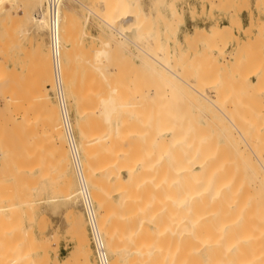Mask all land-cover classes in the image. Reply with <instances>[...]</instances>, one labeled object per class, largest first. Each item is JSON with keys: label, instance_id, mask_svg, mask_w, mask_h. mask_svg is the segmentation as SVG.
Returning a JSON list of instances; mask_svg holds the SVG:
<instances>
[{"label": "bare ground", "instance_id": "6f19581e", "mask_svg": "<svg viewBox=\"0 0 264 264\" xmlns=\"http://www.w3.org/2000/svg\"><path fill=\"white\" fill-rule=\"evenodd\" d=\"M138 1L139 0H127L128 9H129L128 12H127L126 3L123 4V2H121L119 8L116 10V13L114 15H113V12L111 11V8H108L109 6L106 5V7L108 6L107 7L108 9H105L106 12L105 14H103L102 18H100L97 13H94L92 12V10L88 9L89 13L91 15H94L96 18H100L101 21L104 23V25L110 29V31L119 35L120 38H123L125 43L128 42L129 45H133L136 48V50H138L137 51L138 54L137 56L136 55L135 56L136 58H140L141 60L136 61V62L130 61V64L127 63L128 65H130L128 66L129 69H126L127 74L123 73V71H125V68L122 70V68L119 67V64L117 63L110 64L109 57H110L111 43L105 42L104 44H102L103 47L97 48L96 50H94V52L91 50L92 51L90 52L91 54H89L88 56H84L86 57L85 59L81 58L82 59L81 64L83 63H86V64H83L85 66L81 65V68L79 66L80 72L82 73L80 75L78 71L79 70L78 67L75 66L76 57L74 59L73 54L71 53L69 54L68 46L65 44V35L67 34L66 31H68L67 25H69V23H66V22L69 21L70 19L68 18L69 20H67L65 10L63 8L64 0L60 7V20H61L60 35H61V43H62L63 83H64L66 96L71 105L70 109L74 114L73 122H74L75 130L77 131L78 136H79L78 148L81 154L80 161H81V166H82V171H83L82 174L86 181L88 189L90 191L91 199L94 205L98 209V213H97L98 226H99L98 229L102 236L104 249L106 250L107 255L110 259L109 261H111L110 264H264V154H263L264 142L261 141V138L259 139V136L261 135L262 137H264V125H263L264 123H262L263 122L262 119L260 120L258 117H256L259 114H261L259 111L260 109L264 111V106L259 105L261 106V108L259 107L260 109L254 107L259 110H256L253 108V110L257 111L255 112V114L259 113L258 115H255L252 113L253 116L255 115V117L258 118V119H255L256 122L260 120L259 122L262 125L261 124L255 125L253 123V121L255 120L251 121L252 115L251 116L248 115L250 118L247 119L244 116L247 114L246 110H245V114H243L244 117L242 118L245 124H240L241 122L239 121H241V119L238 118L239 115H236L237 117L233 116L235 110H237L236 108L240 107V106L238 107L235 106L237 99L235 97L231 99L229 98V96H226L228 97V98L225 97L227 101L224 100L222 102L223 99L219 101V99L223 98L222 97L223 95L221 96V92H218L220 87H218L217 85L218 83H216L213 80L214 78L212 79L214 81V83L212 84L206 80L208 85H211L209 87L207 86L208 87L207 89L214 91V96L212 95L211 97V96L206 95V93H204L205 90L200 92L196 88H194L196 85L194 84L195 82L194 83L192 82L194 84V87L191 88L190 85L192 83H190L191 82L190 80L192 78L189 80L190 87H188L187 85L189 83L184 81L185 77L182 76L183 78H181V76L178 75L179 74L178 71L175 69V67L172 66V63L170 61L171 60L170 56L173 53L178 54V56L182 55L180 53L181 51L183 52V49H186L184 47H187L190 45L192 46L195 43L197 45V43L206 42V41L213 43L212 45L214 46L215 50H213L211 53L214 54L215 52L219 56H222L224 54L223 49L226 46L224 48L223 47L221 48L220 46L219 48V45L217 44H220V42L222 43L223 38L224 40L226 38L227 41H228V38L232 42L235 41L236 45L234 49L235 52L232 53L233 56L236 55L237 57V55H240L243 53L246 55L248 50L243 49L245 47V44L243 46L238 42L239 38L233 33V28L228 27V26H224V27L219 26V28H216L217 30L214 29L216 26L213 27V29L210 28L209 29L210 34H208L206 32L207 30L204 28L195 27L190 37L184 38L183 41H180L179 37H176V38L165 37V36H162L161 34H157L156 37L159 40L158 42L166 43V47H167V48L165 47L166 51L164 52L163 50H160L162 51L163 54L161 53L158 54L157 52L159 49L160 43H159V46H157L158 43H156L157 47L155 48L157 49L154 48V50L156 51L153 50L152 46H151V50L153 51L147 49V46L153 39L148 43V45H146V47L142 45L143 47L141 48V45H138V44L142 42L139 41L140 37H137L136 35L141 31H147L151 33V30L143 29L142 21L144 18V14L140 11V6H139ZM163 1L165 0H160V3L153 6V9L154 8L156 9L155 21L156 22L158 21L160 24L164 22L163 15L160 13V11L162 9L169 8V6L166 5ZM212 1L211 2L206 1V3H208L210 7H214L215 3ZM221 1L222 0H218V3L220 2L219 3L220 5L222 3H223L222 5L229 4L228 0H226L227 2L225 3ZM92 2L94 3V1ZM33 4L36 6L39 5L40 7L41 0H33ZM96 4L97 3H95V5ZM216 5H217V2H216ZM202 7H205L204 2L202 3ZM94 9L96 10L95 7ZM19 11H21V13H19ZM1 13H5V16L1 17ZM153 15H154V12H153ZM176 15H179V14H176ZM126 17L128 18L127 22H126ZM113 18H117L116 21L117 23H119V27L114 26ZM234 22H233L234 26L238 24L237 27H239V29L243 28L242 23H241V18H240V21L237 22V24ZM23 23H29L32 26V28L37 33H40V34L41 32H44L46 30V36H47V20H46V14L44 10V3H43V9H41L38 14H34V12L27 13L25 11V4L23 0H0V52H1L0 56H3L2 54H4L1 51L5 49L6 46L4 45L7 43L9 44L12 41L14 42V39L17 36V30H18V29H15L17 28L16 25L19 28V26H22L21 24ZM126 23L129 24V28L131 32L129 38L124 34V31H125L124 28L126 26ZM26 25L24 26L26 27ZM263 26L264 25L262 24L260 28L263 29ZM249 28L250 27H248V29ZM260 28H259V31H260ZM14 30H16L15 37H14L15 35ZM244 31H245L244 35L246 33L248 34L250 33V32H247V29H245ZM19 32L25 35V34L30 33L31 31L28 29H21ZM36 32L34 33L36 34ZM21 34L20 35L18 34L19 37L23 36ZM112 39H115V38L113 37ZM123 40L121 39V41ZM156 40L154 39V41ZM258 40L263 41L260 38ZM137 41H139V43H137ZM15 42H16L15 43V46H16V44H18V41H15ZM249 42L250 41L248 39V44ZM39 43L37 42L36 44L37 46L36 47V56H37L36 59H37V63H39V66H37L39 68L38 70H40L39 72L40 80L39 81L40 82L42 81L43 86L39 84V86L41 85V88L40 87L36 88V92L38 89L39 90L41 89V90L38 91L35 97H33L34 99L32 98L33 101L32 100L31 101H32V104H34V106H29V108L30 107L32 108L31 110L29 109L28 110L30 113L31 111L36 112L34 118L36 119V116H38V120L40 121L41 119V121L38 122V120L37 121L34 120L33 114H32V119L34 120L35 123L32 122L33 123L32 124V123H29V121H27L24 124L27 125V123H29L30 127L26 126L27 128H24V130L27 131L28 128L34 127L33 131H35V133H38L40 127L39 129L36 127L37 126L36 122L38 123V125H40L39 123L42 122L43 125L46 124L49 127V128L47 127L46 128L50 129L49 132L51 133V135L50 133H46L44 134V136L42 133L40 135L38 134L37 135H38V138L39 136L40 138H42L41 135L44 137L40 139L42 141L45 140V138H48L49 136H51L50 139L52 141L50 140L48 141L46 139L47 143L46 141H44L43 144L47 146V149L49 148L50 150H52L51 148L53 147L54 150H52V152L49 150L47 152L46 150H43L42 154L44 155V152H46L45 159H46V156H48L46 159L47 161H48V158L51 161H54L52 162L53 163L52 166L55 165L56 167H58L60 165L59 166L61 167L60 170H62L61 172H63L64 174L63 177L65 178L59 179L61 181L64 180V183H63L64 186L62 187L60 186L61 189L62 188L63 189L62 191L60 189H57V190H59V192L61 193H63L64 191L65 200H67V202L73 201L74 203H78V202L81 203V196L79 192L80 190L78 186L76 187L77 188L76 192L74 190L75 187L74 189H72L73 186H76V185L74 183L72 186V180L71 178L68 177L69 176L68 171L70 170L69 165L71 164L68 163L69 157L67 153L68 150H66V147H65V144L67 145V143L65 142V134L63 135L64 132H62L63 128H62L59 112L57 110L56 105H54V103L52 102L51 96L49 94L51 92L53 94L54 92L52 65H51V60H50L51 57L49 54L50 51L49 50L47 51L49 53L44 51L38 45ZM8 44H7V48H8ZM171 44H172V47H171ZM68 45H69V41H68ZM249 45H248V48H249ZM195 46L193 48H195ZM11 47H13V45H11ZM144 48L147 49L148 51L145 50ZM129 50L131 51L130 48ZM170 50H173V51H170ZM8 51L6 50V53ZM72 53H74L75 55L76 52H72ZM139 54L142 55L141 57H145V58L139 57ZM213 54H211V56ZM232 55L231 57H233ZM192 57H194V55ZM236 57L234 60H236ZM186 58L187 57H185V59ZM223 58H225V56ZM2 59H3L2 61H5L4 59H6V57H3ZM187 59L185 60V63L187 62ZM191 61L193 62L194 59ZM205 61H206V57H205ZM176 62L174 63V65H176ZM180 62H183V61H180ZM200 62L202 63V61ZM228 62L230 63V61ZM238 62L239 61L235 63H238ZM193 63L191 64L193 65ZM253 64L256 65V63H253ZM111 66H113L112 69H114L112 72L113 76L111 75V71H109L110 69L109 67ZM241 66L242 65L240 66L238 65L237 68L239 67L241 68ZM123 67H126V66H123ZM222 67L225 68V66L223 65ZM232 67L234 68L233 65ZM140 68L148 75L149 80L144 78V76H141L142 72L138 73L136 71V70L139 71ZM252 68L253 66L251 67V69ZM183 69L184 71L188 70L185 68V64H184ZM230 69L232 68L230 67ZM234 69L235 71H237L236 67ZM257 69L258 68H256V70ZM4 71H6V69ZM226 71L228 73V69H226ZM238 72H240L239 69H238ZM248 76L245 75V77H248ZM237 77H240V75ZM245 77L243 79L238 78L240 80L238 81L241 84L246 83L248 85L247 82L249 81L243 83V80L245 81L247 79V78L245 79ZM187 78L188 77H186L185 79L186 81L188 80ZM205 78L207 77L205 76ZM259 78L260 77H258V79ZM261 80H264V77L263 79L261 78ZM261 80L259 79V82H263ZM146 81L149 83V84L147 83L148 85L146 84ZM150 81L152 82L150 83ZM172 82H173L172 85L176 87L177 92L178 90L185 89L184 87L190 88V89H196L194 91L196 92L197 97L199 96V98L201 99L202 101L201 103H203L204 105V106L202 105L203 107L199 106V108L196 105L197 107L196 111L199 112L197 113L198 115L202 114L203 117L200 116L199 118L198 115H196V119H195L193 118L195 117V114L193 113V116L191 115L193 110L190 107L186 108L188 112L185 111L183 107H181L182 104H184L182 103V99H181L182 96H180L179 93H178L179 96L178 97L176 96L177 95L176 89L174 90L170 86ZM177 82L180 84L177 85ZM257 82H255V88L252 87L253 89H256L259 85L261 86V84L259 83H258L259 85H257ZM253 83L254 82H251V81L249 82L250 87L254 86ZM182 84L183 86H180ZM199 84L201 85V82H199ZM0 86L3 87V84L0 83ZM159 86L162 87L160 89H164L165 86L166 87L169 86L168 91L173 89L175 92L174 94L173 90L171 92L169 91L170 94H172V96L173 94L175 95L173 97L168 98L169 99L168 103L173 105V107H171L170 105L168 108L169 111L171 110L170 107L172 108L170 112H166V109H165L168 107L169 104L166 105L167 102L165 101V103H163L164 100H161L162 98L166 99V96H168L167 93L169 94V92L166 93L167 91L166 89H165L166 91L159 90V92L162 91V94H165L166 96L164 95L165 96L164 97L161 94V96L163 97L161 96L158 97V95H160V93L158 92ZM23 87L27 88L25 86ZM36 87H38V85ZM261 87H262L261 89H264L263 88L264 86H261ZM226 88L228 90L229 87L226 86L224 89ZM230 88H231V85H230ZM203 89L201 88V90ZM247 89L245 91L247 92L250 91L251 93V88L250 90H247ZM210 90L209 92H207L208 90L206 91L207 94L211 93ZM256 90H258V88ZM256 90H254V92ZM230 91L232 92V89ZM230 91L228 92L226 91V92L229 93L230 96H232L234 93L232 92L231 93L232 95H231ZM256 92L253 93V90H252L253 96L255 94V99L257 97ZM28 93H26V96H29ZM218 94L220 95L219 97H218ZM260 95H261V92L259 94V97ZM259 97L257 98L259 99ZM1 98L4 103L3 104L4 108L7 109L6 111H12L10 110L11 108H14V111H15L16 107L14 104L17 103V100H21V99H17L15 101L13 94L11 95L10 92L3 93ZM155 98H157L158 101H154ZM177 98L179 100H175ZM171 99L172 101H170ZM229 99H231V101ZM241 99H242V96H241ZM245 99H247V97ZM258 99H256L255 102L258 101ZM148 100H151V101L148 102ZM159 100L161 101V104L162 103L165 104L164 105L165 110L163 109L164 111H162L161 114H164V115L171 114L172 111L174 113L171 114L170 116L167 115L165 117H163L164 115L161 116V114L158 113L160 111L156 113L157 111L156 108L158 109L159 106L160 108L161 106H163V104L162 105L159 104ZM173 101L175 102L178 101L176 102L177 104L176 108H175V102ZM248 101L249 100H247V102ZM18 102L20 103L21 101H18ZM258 102L261 103L260 100ZM19 103H17V106L19 105ZM180 103H181V106H180ZM226 103L229 105L231 104L232 106L225 107L224 105H227ZM250 104H251V100H250ZM147 105L148 107H146ZM154 105L155 107H153ZM156 105L158 106L156 107ZM178 106H180L181 108H179ZM251 106L252 105H250V107ZM147 108L150 114L152 112H154L155 114L154 113H152L151 115L149 113L146 114L144 110ZM152 108L156 111L154 110L152 111ZM160 108L158 110H160ZM173 109L176 111H174ZM204 109L207 110V113L204 112L205 111ZM20 111H21V108H20ZM209 111L212 112V114H208ZM29 112H28V115H29ZM175 112H177V114H175ZM242 112L244 113V110H242ZM214 113L218 115H215ZM143 114H146V116H144ZM184 114L185 115L188 114V116L183 117L185 116ZM175 115L176 117H174ZM179 115L181 118L179 117ZM25 116L26 115H24L23 117L25 118ZM217 116H219V118L222 119L221 120L222 122L224 120L225 123L223 122V124H220L221 122L219 123L218 121L220 119H218ZM261 117L263 118L264 116L262 115ZM237 118L239 120H237ZM11 120H13V118ZM199 120H201V123L197 124ZM15 121L13 120V122ZM22 122H25V121L23 120ZM42 123H41V126H42L41 128L44 129ZM34 124L36 125L32 127L31 125H34ZM0 130H1V127H0ZM44 130L46 131V129ZM47 134L49 136H45ZM33 135L35 137L34 133ZM24 136H25V133H24ZM36 138L37 137H35L34 141L36 140ZM36 143H38V139ZM41 143L42 142H40V144ZM51 143L53 146L51 145ZM20 149L21 148L16 149V150H20ZM38 150L39 151H37V153L40 152V149ZM48 152L51 155H49ZM23 155L25 156V154ZM23 155L22 157H19L20 159V160L18 159L19 161H21V159H24ZM10 156H11L10 150L7 145V142H5L4 139L0 138V175L2 174V172H4L5 175L9 174L7 170H9L10 166L12 167V165H10L6 171H3V170H5V166L7 165V163L10 162L9 161ZM13 156L15 157L16 154L15 155L12 154L11 158H13ZM35 156H32V158L30 159L28 157L29 160L25 159L26 162L27 161L31 162L30 160L34 159ZM50 157H53V158H50ZM54 158L60 164L56 165L55 163L57 162H55ZM16 159H13L12 161ZM25 160H22L24 162H20V163L22 164L25 163ZM34 160L32 161L34 162ZM19 161L16 162L15 164H19ZM47 161L46 163L48 164ZM46 163H45V167H47L46 169H49L52 163L48 166H46ZM31 164L33 163L31 162ZM40 164H41L40 165V169H41L43 164L42 163ZM56 167L54 168V170H56ZM57 172L59 171L57 170ZM61 172H59V174ZM20 173H17L19 174L18 176L19 178H21L22 176L21 175L22 173L21 174ZM55 173L56 171L54 172V174ZM50 174L51 176L54 177L53 173H50ZM39 175L40 177H42L41 173ZM39 175L37 176L38 181L40 180L38 178ZM23 176L25 179L26 174H23ZM31 177L30 179L32 181L33 177L32 178ZM19 178L16 177V179H19ZM34 179H36V177L33 178V180ZM37 179L35 180L36 182H37ZM1 180H0V187H1L0 188V203L4 201V199L2 198H5V195H7L6 193L11 192L10 189L13 188V182L8 183V185H5L6 183L5 184L2 183ZM26 180H29V179L26 178ZM29 182L30 181H28V183ZM1 183L2 185L4 184L5 186H7V190H9V192L6 190V187L4 185H3L4 187L2 188ZM23 183L24 182H22V184ZM9 185H11L12 188H8ZM35 186L37 189V186L39 185L37 184ZM44 186L42 185V187ZM1 189L6 190V192L3 190L4 193H2L3 191ZM31 190L33 191L34 189L31 188ZM35 190L34 192H36L38 189L36 191ZM38 192H41V191H37L36 194ZM36 194H35V197H38L36 196ZM6 198L5 200H7ZM65 200L63 202H65ZM30 203L31 202H26L24 204L22 203L23 205L27 204L28 208L26 207V205L25 207L28 209L27 210L28 214H29V211L31 212L28 206V205H30V207L32 206V203L31 204ZM18 207L19 206L15 208L18 209ZM35 209H37V207ZM32 210H33V206H32ZM71 213L72 212L70 211V214ZM2 215L4 214L1 213L0 217ZM10 217L13 218L12 216ZM67 217H68V214L66 215V218ZM3 218L5 220V217L2 216L0 218V221H4ZM73 222H74L73 224H74L75 230H72L74 229L73 226H71L69 230L75 231L76 235L75 233L73 232L72 233L77 238L76 241L78 242L77 243L78 247L83 252L90 253L91 249H90V245L88 242L89 240L87 237V230L85 227V223L83 221V217L79 216ZM5 224H3V228ZM14 225H17V224H14ZM0 228H2V225ZM17 229H15L14 231H16ZM1 231L2 229L0 230V233ZM18 232L19 230L16 231L17 234L12 233L13 235L9 236V238L6 234L5 235L6 238H8L9 240L12 239L14 241L10 240L11 242L9 244L8 242L9 240L4 238L5 240H8L4 242L6 243L8 242L7 244H9V246L14 247L13 245L16 243L14 238L19 239L18 237L21 234L23 237V234H24L23 232L22 233L19 232L20 235L18 236ZM14 234L16 235L14 236ZM27 235H28V232H27ZM24 237H25V234H24ZM32 239H30V242H32V244H34L35 242L37 243V240L33 242ZM54 239L55 238H53V241ZM21 240H23V238ZM24 242L26 243V241ZM30 242H28L27 240L28 244L26 243V246L28 245L30 246ZM17 244L15 245L17 246ZM49 244H50L49 242L37 243V245L35 244L36 245L35 250L36 248L37 249L41 248L43 250L47 248L48 250V248H50L51 246ZM35 245H31V246L34 247ZM5 246L7 247L8 245H5ZM16 246H15V249H16ZM29 246L28 248H30ZM35 250L34 252L37 251ZM27 252H29L28 249H27ZM9 253L11 255L12 252L11 251L8 252L7 255H5L4 253L5 255L4 259L8 258L6 256H9ZM20 253L17 252V255L16 254L14 255L13 263L12 261L8 262V259H7L6 264L8 263L9 264L10 263L11 264H22L24 259L28 260L27 264L28 263L37 264L35 261L38 262V260H34L33 261L34 263L31 261L32 262L31 263L29 259H26V258H30L32 256V255L30 256V254L32 253L30 252L29 254L27 253L28 257H26L27 256L26 255L24 259L20 256ZM44 253H46L45 250H44ZM77 253H79V251H77ZM80 254H83V253H79L78 254L79 256L77 255L78 258L80 257ZM2 256H0V264L4 263L3 261H1L3 260ZM47 256H48L47 253L46 255L44 254L42 260L40 259V261L42 262L41 263L38 262V264L43 263L44 257H46L45 259L48 258L49 260V256L48 257ZM83 260L84 258L82 259V261ZM57 263L59 264V262H56V264ZM80 263L82 262H79V264Z\"/></svg>", "mask_w": 264, "mask_h": 264}, {"label": "rangeland", "instance_id": "374dc122", "mask_svg": "<svg viewBox=\"0 0 264 264\" xmlns=\"http://www.w3.org/2000/svg\"><path fill=\"white\" fill-rule=\"evenodd\" d=\"M24 1V4H25V11L27 12V13H29V12H34V14H38L39 12H40V10L41 9H43V3H44V0H41V5H40V7H39V5H34L33 4V0H23ZM92 1H94V3L92 2ZM97 1V2H96ZM103 1H105V2H103ZM64 0V4H63V8H64V10H65V14H66V17H67V20H69V21H67L66 23H69V25H67L68 26V31H66V35H65V44L68 46V49H69V54L71 53V54H73V57H74V59H75V57H76V59L78 60H76L75 59V66L76 67H78V69H79V66H80V68H81V65H83V64H86V63H83V64H81L82 63V59H85L86 57H84V56H88L89 54H91L90 52H94V50H96L97 48H99V47H103V45L102 44H104L105 42H109V43H111V49H110V64H112V63H117V64H119V67H121L122 68V70L125 68V71H123V73L124 74H127V70L126 69H129V67L128 66H130V65H128L127 63H129L130 64V61H132V62H136V61H140L141 59L140 58H136V56H137V54H138V50H136V48L133 46V45H129L128 44V42H126L125 43V41L123 40V38H120V36L119 35H117L116 33H113L112 31H110V29L109 28H107L105 25H104V23L101 21V19L100 18H102L103 17V14H105V9H108V8H111V11L113 12V15L116 13V10L119 8V6H120V3L121 2H123V4H125L126 3V6H127V12L129 11V9H128V3H127V0ZM206 1H209V2H211L210 0H165V1H163L166 5H168L169 6V8H166V9H162L161 11H160V13L163 15V19H164V22L162 23V24H160L158 21L156 22L155 21V19H156V16H155V14H156V9L154 10L153 9V6L154 5H156V4H158V3H160V0H139L138 2H139V6H140V11L144 14V18H143V21H142V26H143V29H146V30H151V33H149V32H147V31H141V32H139L136 36L137 37H140V39H139V41L140 42H142V43H140V44H138V45H141V48L144 46V47H146V45H148V43L150 42L151 43V45H150V43H149V47H150V49H149V47L147 46V49L148 50H151V46L153 47V50H154V48L155 47H157V46H159V43L160 42H158L159 40H158V38L156 37V35L157 34H161L162 36H165V37H174V38H176V37H179V40L180 41H183V39L184 38H189L190 37V35H191V33L193 32V30H194V28L195 27H200V28H204V29H206L207 31V33L208 34H210V31H209V29L210 28H212L213 29V27H215L214 29H216V28H219V26L220 27H224V26H228V27H231V28H233V33L239 38L238 39V42L241 44V45H243L244 46V44H245V47L243 48V49H247L248 50V52L247 53H249V54H247L246 53V55L243 53V54H240V55H237V57L239 58H237L236 57V55H234L235 57H236V60H234L235 59V57L232 55V53H234L235 52V45H236V43H235V41L234 42H232L229 38H228V41L226 40V38H225V40H224V38H223V41H222V43L220 42V44H217V45H219V48H220V46H221V48L223 47H225L223 50H224V54L222 55V56H219L217 53H215L214 52V54L213 53H211L213 50H215V48H214V46L212 45L213 43L212 42H209V41H206V42H201V43H197V45H196V43L194 44V45H190V46H187V47H184V48H186V49H183V52L181 51V53L180 54H182V55H179L178 56V54H172L170 57H171V63H172V66L173 67H175V69L178 71V75L179 76H181V78H183L182 76H184L185 77V79H186V77H188L187 79V81L184 79V81L185 82H188L189 83V80L192 78L193 79V81H192V79L190 80L191 82L190 83H194V84H196L195 85V87H194V84L192 85H190V83L187 85V84H185V85H187L188 87H190L191 86V88L192 87H194V88H196L198 91H200V92H202V91H204L205 90V92L204 93H206V95H208V96H211L212 97V95L214 96V91L213 90H210V89H207L209 86H211V85H208V83H207V81H209L211 84L212 83H214V81L216 82V83H218L217 85H218V87H220V88H222V89H220L219 88V91L218 92H221V96L223 97V98H221V99H219V101H221L222 99V102L224 101V100H226L227 101V99H225V97L226 96H229V98H233V97H235L237 100H236V103H235V106L236 107H238V106H240V107H238V108H236L237 110H235V112H234V114H233V116H235V117H237L236 115H239V119H241V121H239V122H241L240 124H245V122L243 121V117L245 116L247 119H249L250 117L249 116H251L252 115V113L253 114H255V112H257L256 110H259L260 108H261V106H259V105H263L264 106V89H261L262 87L261 86H264V80H261V78L263 79V77H264V26H263V29L262 28H260V26H262V24L264 25V0H228V3L229 4H225V5H227V6H225V5H220L219 3H218V0H213L212 2H214L215 4V6L214 7H210L209 6V4L208 3H206ZM244 1V2H243ZM100 2V3H99ZM102 2V3H101ZM204 2V4H205V7H202V3ZM216 2H217V5H216ZM221 2H227L226 0L224 1V0H222ZM233 2H234V4H233ZM243 3V5H242V3ZM90 3H92V4H90ZM95 3H97L96 5H95ZM105 3V4H104ZM163 3V4H164ZM219 4V5H218ZM232 6H231V5ZM106 5H108L107 7H106ZM235 5V6H234ZM219 6V7H218ZM229 6V7H228ZM94 7L96 8V10L94 9ZM216 7V8H215ZM217 7H218V9H217ZM238 7V8H237ZM204 8V9H203ZM92 10V12H94V13H97L98 14V16L100 17V18H96L94 15H91L90 13H89V10ZM239 9V10H238ZM94 10V11H93ZM195 10V11H194ZM204 10V11H203ZM153 12H154V15H153ZM250 12V13H249ZM19 13H21V11H19ZM151 16H150V15ZM176 14H179V15H176ZM193 14H195V15H193ZM241 14V15H240ZM148 15V16H147ZM176 15V16H175ZM5 16V13H1V17H4ZM155 16V17H154ZM114 17V16H113ZM240 17H241V19H242V21H243V24H244V26L246 27V28H242V29H239V27H237L238 26V24H237V22H239L240 21ZM69 18V19H68ZM235 19V20H234ZM239 19V20H238ZM117 18H113V21H114V26L115 27H119V23H117ZM128 21V18L126 17V22ZM235 21V22H234ZM233 22L234 23H236L237 25H235L234 26V24H233ZM27 24V25H26ZM231 24H232V26H231ZM259 24V25H258ZM22 26H19V28H18V26L16 25V27L17 28H15V29H18L19 31L21 30V29H28V30H30L31 32L30 33H28V34H21L18 30H17V36H16V30H14V32H15V35H14V37L16 36V38L14 39V42L12 41V42H10L9 44H8V48H7V44H5L4 46H6L5 47V49H3V47H2V49L3 50H1L4 54H2L3 56H0L1 58H0V62L2 63H0V81H2V82H0L1 84H3V87H1L0 86V127H1V130H0V138L1 139H4V141L5 142H7V145H8V147H9V150H10V157H9V161L11 162H8L7 163V165L5 166V170H3V171H6L7 170V168H9V166L10 165H12V167L10 166V169L9 170H7V172L9 173H6V174H8V175H5L4 174V172H2V174L0 175V180L2 179V178H4V179H2L1 180V182L2 183H6L5 185H8V183H12L13 182V188H12V184L11 185H9L8 186V188H12V189H10L11 190V192H9V190H7V186H5L4 184V186L6 187V190L10 193H6L7 195H5V198H6V196H7V200H5V198H2V199H4V201L2 202V203H0L1 205H3V206H1L0 205V209H2V210H0V215H1V213L2 214H4V215H2L3 217H5V220H4V218H3V220L4 221H0V227H1V225H2V228H0V230L2 229V231H1V235H0V237L1 236H3V237H1L0 238V252L2 253H0V256H2L3 257V260H1V261H3L5 264L7 263V259H8V262H11L12 261V263H13V259H14V255L16 254L17 255V252L18 253H20V256L24 259L25 258V256L26 257H28V254H29V252L30 253H32V254H30V258H26V259H29V261L31 262H33L34 260H38V262L39 263H41L42 261H40V259L42 260V258H43V255L45 254L46 255V253H47V255L49 256V260H48V258L47 259H45L46 257H44V259H45V261H44V259H43V263L42 264H45V262H46V264H48V262H49V264H56V262H59V264H79V262H82V263H80V264H97V262H96V258H95V253H94V250H93V247H92V244H91V241H90V234H89V230H88V227H87V223H86V220H85V216H84V214H83V210H82V207H81V203L80 202H78V203H74L73 201H68L67 202V200H65V193H64V191H63V193H61V192H59V190H57V189H60L61 191H62V189H61V187L62 186H64L63 185V183H64V180L63 181H61V180H59L60 178H65V177H63V172H61L62 170H60V168L61 167H56L55 165L54 166H52L53 165V163L52 162H54V161H51L49 158H48V161L46 160L47 159V157L48 156H46V159H45V155H46V152L49 150V151H51L52 152V150H54L53 149V147L51 148L52 150H50L49 148L47 149V146H45L44 144H43V142L44 141H46V139L49 141H52L51 139H50V137L51 136H49L48 134L47 135H45V136H49L48 138H45V140H40V139H42V138H44L43 136H44V134H46V133H50L49 132V130L50 129H47V128H49L45 123V125H43V123H42V125H43V127H44V129H46V131L43 129V128H41L42 126H41V123H39L40 125H38V123L36 122V124H37V128L39 129V127H40V129H39V131H38V133H35V131H33L34 130V127L33 126H35L36 124H34V125H31L33 128H28V130L26 131V130H24V128H27L28 126L30 127V125H29V123H32V122H34V120H38V116H36V119L34 118V116H35V114H36V112H33V111H31V113L29 112V110H31V108L32 107H30L29 108V106H34V104H32V101H33V97H35L36 96V94L38 93V91H40L39 89L37 90V92H36V88H41V85H42V81L40 82L39 80H40V74H39V72H40V70H38L39 68L37 67V66H39V63H37V59H36V44H37V42L39 43L38 45L44 50V51H48L49 50V48H48V43H47V36H46V30L44 31V32H41V34L40 33H37L33 28H32V26L29 24V23H23V24H21ZM24 25H26V27L24 26ZM218 26V27H217ZM22 27V28H21ZM248 27H250L249 29H248ZM21 28V29H20ZM259 28H260V31H259ZM245 29H247V32H250L249 34L248 33H246L245 35H244V33H245ZM124 34L129 38V36H130V28H129V24H127L126 23V26H125V28H124ZM217 30V29H216ZM237 30V31H236ZM249 30V31H248ZM211 31H213V30H211ZM244 31V32H243ZM257 31V32H256ZM262 31V32H261ZM19 32V33H18ZM34 32H36V34L34 33ZM102 32V33H101ZM126 32V33H125ZM206 33V34H207ZM261 33V34H260ZM21 34V35H23V36H20L19 37V35ZM39 34V35H38ZM252 34V35H251ZM29 35V36H28ZM69 37H68V36ZM131 36H132V34H131ZM67 37V38H66ZM114 37L115 39H112V38ZM149 37V38H148ZM263 37V38H262ZM68 38H69V40H68ZM262 39L263 41H261V40H258V39ZM19 39V40H18ZM21 39V40H20ZM111 39V40H110ZM118 39V40H117ZM121 39L123 40V41H121ZM142 39V40H141ZM154 39L156 40V41H154ZM248 39H249V44H248ZM69 41V45H68V41ZM138 40V39H137ZM247 40V41H246ZM15 41H18V44H16V46H15ZM135 41H136V39H135ZM139 41H137V43H139ZM226 41V42H225ZM260 41V42H259ZM115 42V43H114ZM155 42V43H154ZM227 42H228V44H227ZM246 42V43H245ZM14 43V44H13ZM136 43V44H137ZM145 45H144V44ZM147 43V44H146ZM156 43H158L157 44V46H156ZM167 43H169V42H167ZM204 43V44H203ZM209 43V44H208ZM243 43V44H242ZM222 44V45H221ZM11 45H13V47H11ZM102 45V46H101ZM143 45V46H142ZM196 45V46H195ZM248 45H249V48H248ZM19 46V47H18ZM92 46H93V48H92ZM195 46V48H193ZM95 47V48H94ZM114 47H116V48H114ZM126 47V48H125ZM165 47H166V43L164 42V43H160V46H159V49H158V54H163L162 53V51H160V50H163L164 52L166 51L165 50ZM171 47H172V44H171ZM18 48V49H17ZM73 48V49H72ZM129 48L131 49V51L129 50ZM160 48H162V49H160ZM167 48V47H166ZM81 49V50H80ZM112 49H114V50H112ZM145 49V48H144ZM147 49H145V50H147ZM155 49H157V48H155ZM206 49V50H205ZM250 49V50H249ZM5 50V51H4ZM6 50L8 51L7 53H6ZM80 50V51H79ZM92 50V51H91ZM147 50V51H148ZM153 50H151V51H153ZM197 50V51H196ZM208 50V51H207ZM154 51H156V50H154ZM170 51H173V50H170ZM195 51V52H194ZM72 52H76L75 53V55H74V53H72ZM112 52H114V53H112ZM118 52H119V54H118ZM228 52H229V54H231L233 57H234V59H233V57H231V55H229L228 54ZM251 52V53H250ZM47 53H49V52H47ZM82 53V54H81ZM112 53V54H111ZM261 53V54H260ZM7 54V55H6ZM12 54H13V56H12ZM50 54V53H49ZM78 54H80V55H78ZM206 54V55H205ZM211 54H213L212 56H211ZM0 55H1V52H0ZM77 55H78V57H77ZM83 55V56H82ZM136 55V56H135ZM194 55V57H192ZM208 55V56H207ZM228 55V56H227ZM82 56V57H81ZM127 56V57H126ZM135 56V57H134ZM142 55H140L139 54V57H141ZM210 56V57H209ZM225 56V58H223ZM3 57H6V59H4L5 61H2L3 59ZM84 57V58H83ZM173 57H174V59H176L177 60V62H176V60H174L173 59ZM179 57V58H178ZM185 57H187L186 59H187V62L185 63ZM198 57V58H197ZM205 57H206V61H205ZM242 57V58H241ZM249 57V58H248ZM251 57V58H250ZM14 58V59H13ZM82 58V59H81ZM117 58V59H116ZM141 58H145V57H141ZM194 59V61L193 62H195V63H193L191 60H193ZM201 58V59H200ZM210 58V59H209ZM223 58V59H222ZM80 59V60H79ZM139 59V60H138ZM181 59V60H180ZM200 59V60H199ZM249 59H251V60H249ZM51 60V59H50ZM127 60V61H126ZM199 60V61H198ZM249 60V61H248ZM260 60V61H259ZM116 61V62H115ZM176 62V65H174V63ZM180 61H183V62H180ZM200 61H202V63L200 62ZM208 61V62H207ZM228 61H230V63L228 62ZM237 61H239L238 63H235V62H237ZM257 61H259V62H257ZM4 62V63H3ZM174 62V63H173ZM199 62V63H198ZM215 62V63H214ZM223 62V63H222ZM226 62V63H225ZM249 62V63H248ZM78 63H79V65H78ZM181 63V64H180ZM187 63H189V64H187ZM191 63H193V65L191 64ZM197 63V64H196ZM253 63H256V65L255 64H252ZM38 64V65H37ZM184 64H185V68L186 69H188V70H186V71H184ZM205 64H206V66H205ZM208 64V65H207ZM223 66H225V68L224 67H222V65ZM231 66H230V65ZM235 64V65H234ZM192 65V66H191ZM232 65L234 66V68L236 67V70L237 71H235V69L232 67ZM238 65L240 66V65H242L241 66V68L239 67V68H237L238 67ZM244 65V66H243ZM83 66H85V65H83ZM88 66V65H87ZM123 66H126V67H123ZM187 66V67H186ZM227 66V67H226ZM253 66V68L251 69V67ZM5 67V68H4ZM112 67L113 66H111V67H109L110 69H109V71H111V75L113 76V70L114 69H112ZM201 67H202V69H201ZM203 67H204V69H203ZM207 67V68H206ZM230 67L233 69H230ZM2 68V69H1ZM120 68V69H121ZM223 68H224V70H223ZM256 68H258L257 70H256ZM6 69V71H4ZM13 69V70H12ZM208 69V70H207ZM226 69H228V73H227V71H226ZM238 69H239V71L240 72H238ZM255 69V70H254ZM8 70V71H7ZM134 70H136V69H134ZM204 70V71H203ZM213 70V71H212ZM232 70V71H231ZM79 71V74L81 75L82 73L80 72V69L78 70ZM138 73L140 72H142L141 73V76H144V78H146L147 80H149L148 79V75L140 68L139 69V71L138 70H136ZM183 71V72H182ZM199 71H200V73H199ZM233 71H234V73H233ZM244 71V72H243ZM256 71V72H255ZM259 71V72H258ZM263 73H262V72ZM204 72V73H203ZM211 72V73H210ZM232 72V73H231ZM182 73V74H181ZM195 73V74H194ZM248 73V74H247ZM261 73V74H260ZM144 74V75H143ZM202 74H204V75H202ZM228 74V75H227ZM246 76H248V77H245V75ZM263 74V75H262ZM79 75V76H80ZM214 75V76H213ZM223 75H225V76H223ZM226 75H227V77H226ZM240 75V77H237V76H239ZM244 75V76H243ZM255 75V76H254ZM259 75V76H258ZM202 76V77H201ZM205 76L207 77V78H205ZM210 76V77H209ZM263 76V77H262ZM53 77V76H52ZM212 77V78H211ZM219 77V78H218ZM223 77V78H222ZM226 79H225V78ZM245 77V81L243 80V83L244 82H247V81H251V82H254L253 84H254V86H251L250 87V84H249V82H247L248 83V85L246 84V83H244V84H241L239 81V79L238 78H240V79H243ZM256 77H257V79H256ZM258 77H260L259 79L261 80V81H263V82H259V79H258ZM214 78V79H213ZM222 78V79H221ZM197 79H199V80H197ZM211 79V80H210ZM214 81H213V80ZM197 80V81H196ZM204 80H205V82H204ZM207 80V81H206ZM231 80V81H230ZM239 80V81H238ZM257 80H258V82H257ZM152 81H150V83H151ZM197 82V83H196ZM199 82H201V85L199 84ZM228 82V83H227ZM237 82H239V83H237ZM255 82H257V85H259V84H261V86L259 85L258 87H257V85H256V87L258 88V90H256V89H253L252 87H254L255 88ZM148 82L146 81V84H147ZM207 83V84H206ZM227 83V84H226ZM234 83V84H233ZM259 83V84H258ZM263 83V84H262ZM39 84H41L40 86H39ZM149 84V83H148ZM147 84V85H148ZM153 84V83H152ZM173 84V82L171 83V88H173L174 90L176 89V87L175 86H173L172 85ZM175 84V83H174ZM178 84H180V83H178L177 82V85ZM200 86H199V85ZM222 84H224V85H222ZM228 84H229V86H228ZM236 84V85H235ZM252 84V85H253ZM38 85V87H36ZM190 85V86H189ZM206 85V86H205ZM230 85H231V88H230ZM234 85H235V87H234ZM239 85V86H238ZM248 88H246L245 86ZM23 86H25V87H27V88H24ZM43 86V85H42ZM152 86V85H151ZM180 86H183V84L182 85H180ZM208 86V87H207ZM229 87L228 88V90H227V88L226 89H224L225 87ZM243 86V87H242ZM32 87V88H31ZM168 87L169 86H165V88L164 89H160V88H162V87H160L159 86V88H158V92H159V90H165L166 91V93L167 92H171L172 90H169L168 91ZM242 87V88H241ZM3 88H5V89H3ZM183 88V87H182ZM185 89H183V90H178V92H177V89H176V96L178 97L179 95L180 96H182V98L181 97H179V98H181L182 99V103H184V104H182V106H181V103H180V106L181 107H183L184 108V110L185 111H187L186 110V108L187 107H190L193 111H192V113H191V115L193 116V113L195 114V117H193V118H195L196 119V115H198L197 113H199V112H197L196 110H197V107L199 108V106L200 107H203L204 105H203V103H201L202 101H201V99L199 98V96L197 97V95H196V92L194 91V90H196V89H190V88H186V87H184ZM201 88L203 89V88H205V89H203V90H201ZM234 88V89H233ZM244 88V89H243ZM250 88H251V93H250V91H245L246 89L247 90H250ZM264 88V87H263ZM4 90V92H3V90ZM200 89V90H199ZM232 89V92L234 93L233 95L231 94L232 92L230 91ZM2 90V91H1ZM29 90V91H28ZM34 90V91H33ZM174 90H173V92H174ZM193 90V91H192ZM208 90V91H207ZM209 90L211 91V93H209V94H207V92H209ZM222 90H223V92H222ZM244 91V92H242V91ZM252 90H253V93H255L256 91H258V92H256V96L257 97H259V94H260V92H261V95H260V97H259V99L256 97V99H258V101L260 100V102L261 103H263V104H261V103H259L258 101H256L255 102V94H254V96H253V94H252ZM254 90H256L255 92H254ZM262 90V91H261ZM181 93H180V92ZM207 91V92H206ZM213 91V92H212ZM228 91H230V94L232 95V96H230L229 95V93H227ZM239 93H238V92ZM11 93V95L13 94V96H14V100L16 101L17 99H21V100H17V103H19L18 101H21L20 103H19V105L17 106V103H15L14 105H15V111H14V108H11L10 110H12V111H6L7 109H5L4 108V103H3V101H2V94L3 93ZM29 92V93H28ZM30 92H32V93H30ZM36 92V93H35ZM170 92H169V94H170ZM193 92V93H192ZM194 92H195V94H194ZM217 92V93H218ZM26 93H28L29 94V96H26ZM34 93V94H33ZM160 93V95H158V97H160L161 96V94H162V91L161 92H159ZM158 93V94H159ZM163 93H165V92H163ZM178 93H179V95H178ZM25 94V95H24ZM27 94V95H28ZM32 94V95H31ZM50 94V96H51V99H52V102L54 103V105H56V103H55V101H54V99H53V94H52V92L51 93H49ZM169 94L167 93V95L168 96H166L165 94H162L163 96L165 95L166 96V99L165 98H162L161 100H164L163 101V103H165V101L167 102L166 103V105L167 104H169L168 103V101H169V97H173V96H175L174 94H175V92H174V94H173V96H172V94H170V96H169ZM220 94V93H219ZM218 94V97L220 96ZM235 94H236V96H235ZM262 94H263V96H262ZM190 95V96H189ZM163 96H161V97H163ZM164 96V97H165ZM241 96H242V99H241ZM249 96V97H248ZM262 96V97H261ZM21 97V98H20ZM238 97V98H237ZM243 97H247V99H245V98H243ZM29 98V99H28ZM33 98V99H32ZM189 98H190V100H189ZM226 98H228V97H226ZM23 99V100H22ZM25 99V100H24ZM156 99V100H155ZM154 99V101H158L157 100V98H155ZM186 100V101H184V100ZM196 99V100H195ZM231 99H229L230 101H231ZM261 99H262V101H261ZM32 100V101H31ZM175 100H179L178 98L177 99H175ZM235 100V99H234ZM233 100V101H234ZM245 100V101H244ZM247 100H249L248 102H247ZM250 100H251V104H250ZM26 101V102H25ZM149 101H151V100H148V102ZM153 101V100H152ZM170 101H172V99L170 100ZM181 101V100H180ZM197 101V102H196ZM200 101V102H199ZM173 102H175V101H173ZM176 102H178V101H176ZM176 102H175V108H176ZM188 102V103H187ZM239 102V103H238ZM246 102H247V104H246ZM22 103V104H21ZM34 103V102H33ZM154 103V102H153ZM158 103V102H157ZM162 103V104H163ZM194 103V104H193ZM228 103V102H227ZM226 103V104H227ZM257 104V105H255V104ZM259 103V104H258ZM21 104V105H20ZM146 104H148V103H146ZM151 104H152V102H151ZM159 104H161V101L159 100ZM161 104V105H162ZM174 104V103H173ZM179 104V103H178ZM255 106H254V105ZM150 105V104H149ZM165 104H163V106H161V108H160V106L158 107V109L160 108V110H158L157 108H156V110H154L153 108H152V111L154 110V111H156V113L158 112V111H160V112H158V113H162V111H164L165 109H166V112H170L171 110H172V108L171 107H173V105L172 104H169L168 105V107L167 108H165V106H164ZM171 105V107H170V111H169V106ZM196 105H197V107H196ZM203 105V106H202ZM241 105H242V107H241ZM250 105H252L251 107H250ZM21 106V107H20ZM25 106V107H24ZM69 106H70V108H71V105H70V103H69ZM158 105H156V107H157ZM180 106H178L179 108H181ZM225 107H231L232 105L230 104H227V105H224ZM14 107V106H13ZM56 107H57V105H56ZM145 107V106H144ZM146 107H148V105L146 106ZM145 107V108H146ZM150 107H152V106H150ZM153 107H155V105L153 106ZM163 107V108H162ZM248 107V108H247ZM250 107V108H249ZM254 107H256V108H259V109H256V108H254ZM20 108H21V111H20ZM34 108V107H33ZM165 108V109H164ZM174 108V109H175ZM182 108V109H183ZM196 108V109H195ZM246 108V109H245ZM253 108L254 109H256V110H253ZM29 109V110H28ZM35 109V108H34ZM144 109V108H143ZM164 109V110H163ZM168 109V110H167ZM173 109V110H174ZM178 109V108H177ZM189 109V108H188ZM191 109H190V111H191ZM247 109H248V111H247ZM250 109V110H249ZM28 110V111H27ZM57 110H58V107H57ZM71 110V109H70ZM205 111V113H207V110L206 109H204ZM241 112H240V111ZM242 110H244V113L242 112ZM245 110H246V112H247V114L246 115H244L243 116V114H245ZM14 111V112H13ZM20 111V112H19ZM36 111V110H35ZM145 112H146V114H148L149 113V110H148V108L147 109H145L144 110ZM143 111V112H144ZM148 111V112H147ZM151 111V112H152ZM174 111H176V110H174ZM184 111V112H185ZM189 111V112H190ZM236 111H237V113H236ZM253 111V112H252ZM260 111V113L261 114H259V113H257V114H255V115H258V116H256V117H258L260 120L262 119L263 120V122L262 123H264V117L262 118L261 116L263 115L264 116V111H262L261 109L259 110ZM262 111V112H261ZM19 112V113H18ZM26 112V113H25ZM28 112H29V115H28ZM33 112V113H32ZM58 112H59V110H58ZM144 112V113H145ZM178 112V111H177ZM177 112H175V114H177ZM188 112V111H187ZM239 112H240V114H239ZM71 113H72V117H73V121H74V114H73V112L71 111ZM152 113H154V112H152ZM151 113V114H152ZM174 112L172 111V113L171 114H173ZM183 113V112H182ZM249 113V114H248ZM263 113V114H262ZM32 114H33V119H32ZM39 114V113H38ZM37 114V115H38ZM146 114H143L144 116H146ZM150 114V113H149ZM150 114V115H151ZM155 114V113H154ZM171 114H166V115H164V114H161V116L162 115H164L163 117H165V116H167V115H171ZM208 114H212V112H208ZM215 114V113H214ZM24 115H26L25 116V118L23 117ZM59 115H60V113H59ZM159 115V114H158ZM185 115V114H184ZM215 115H218V114H215ZM249 115V116H248ZM255 115L253 116H251L252 117V120L251 121H253V120H255V119H258V118H256L255 117ZM261 115V116H260ZM29 116V117H28ZM40 116H41V114H40ZM154 116V115H153ZM168 116V117H169ZM178 116V115H177ZM188 116V114L187 115H185V116H183V117H187ZM200 116L201 117H203L202 116V114H200V115H198V117L200 118ZM261 118H260V117ZM13 118V120L15 121V122H13V120H11L12 118ZM23 117V118H22ZM155 117H156V115H155ZM159 117V116H158ZM174 117H176V115L174 116ZM179 117H180V115H179ZM218 117V119H220V120H218L219 121V123L220 124H223V122H224V120H223V122L221 121L222 119L221 118H219V116H217ZM241 117V118H240ZM255 117V118H254ZM21 118H22V120H21ZM31 118V119H30ZM160 118V117H159ZM178 118V117H177ZM181 118V117H180ZM237 118V120H239ZM26 119H28V120H26ZM40 119V118H39ZM61 119V118H60ZM161 119V118H160ZM190 119V118H189ZM25 121V122H22V121ZM33 120V121H32ZM191 120V119H190ZM259 120V121H260ZM27 121H29V123H27V125H25L24 123H26ZM31 121V122H30ZM40 121H41V119H40ZM39 120H38V122H40ZM259 121H257V122H259ZM44 122V121H43ZM198 122V121H197ZM243 122V123H242ZM256 122V120L255 121H253V123L255 124V125H260L261 123L259 122V123H255ZM35 123V122H34ZM194 123V122H193ZM192 123V124H193ZM201 123V120H199V122L197 123V124H200ZM225 123V122H224ZM33 124V123H32ZM62 124V123H61ZM73 124H74V122H73ZM2 125V126H1ZM262 125V124H261ZM264 125V124H263ZM27 126V127H26ZM35 127V128H36ZM47 127V128H46ZM38 129H36V130H38ZM42 129V130H41ZM74 129H75V126H74ZM41 131V132H40ZM45 133H44V132ZM37 132V131H36ZM62 132H64L63 131V129H62ZM75 132H76V136H77V142L79 141V136H78V133H77V131L75 130ZM24 133H25V136H24ZM33 133L35 134V137H37L36 138V142H37V139H38V143H36L35 141H34V139H35V137H34V135H33ZM43 134V136L41 135V137L42 138H40V136H39V138H38V135H40V134ZM38 134V135H37ZM50 135H51V133H50ZM63 135H64V133H63ZM33 136V137H32ZM24 137V138H23ZM26 138V139H25ZM261 138V141H263L264 142V137H262V135L261 136H259V139ZM33 139V140H32ZM27 140V141H26ZM31 141H33V142H31ZM42 142L41 144H40V142ZM25 142V143H24ZM34 142H35V144H34ZM65 142L67 143V141H66V137H65ZM34 144V146H33V144ZM46 143H47V141H46ZM49 143V142H48ZM53 143V142H52ZM52 143H51V145H52ZM30 145V146H29ZM32 145V146H31ZM49 146V145H48ZM53 146V145H52ZM27 147H29V148H27ZM51 147V146H50ZM65 147H66V150H68L67 151V153H68V163H70L71 165H72V160H71V157H70V152H69V149H68V147H67V145L65 144ZM19 148H21L20 150H16V149H19ZM26 148V149H25ZM45 148V149H44ZM263 148H264V145H263ZM38 149H40V152H38L37 153V151H39ZM25 150V151H24ZM27 150H28V152H27ZM43 150H46V152H44V155L42 154L43 153ZM16 151V152H15ZM25 152V153H24ZM54 152V151H53ZM49 153V152H48ZM12 154L13 155H15L16 154V156L14 157L13 156V158H11L12 157ZM23 154H25V156L23 155ZM37 154H39V155H37ZM42 154V155H41ZM263 154H264V151H263ZM19 155V156H18ZM22 155H23V158L24 159H21V161H19L20 159H19V157H22ZM35 155H37V156H35ZM49 155H51L50 153H49ZM32 156H35L34 157V159H32V160H34V162L32 161V160H30L33 164H31V162H26V160L25 159H27V160H29L30 158H32ZM44 156V157H43ZM28 157H29V159H28ZM39 159H38V158ZM54 157V156H53ZM53 157H50V158H53ZM17 158V159H16ZM13 159H16V160H14V161H12ZM19 159V160H18ZM45 159V160H44ZM55 159V158H54ZM22 160H25V163H20V162H24V161H22ZM38 160V161H37ZM19 161V164H15L16 162H18ZM46 161L48 162V164L46 163ZM50 161H51V163H50ZM14 162V163H13ZM38 162H39V164H38ZM55 162H57V163H55L56 165L57 164H60L56 159H55ZM40 163H42L43 165H42V170L40 169ZM45 163H46V166H48V165H50L51 167H49V169H46L47 167H45ZM29 166H28V165ZM35 164H36V166H35ZM20 165V166H19ZM23 165V166H22ZM38 165V166H37ZM71 165H69L70 167H69V171H68V177L69 178H71V180H72V186H73V184L75 183V185L76 186H73V188L72 189H74V187H75V192L77 191V186H78V184H77V180H76V175H75V172H74V169L73 168H71V167H73V165L71 166ZM21 166H22V168H21ZM35 166V167H34ZM45 168H44V167ZM20 167V168H19ZM38 167H39V169H38ZM56 167V170H54V168ZM59 168V169H58ZM15 171V173H14V171ZM54 170V171H53ZM57 170L59 171V172H61L60 174H59V172H57ZM73 170V171H72ZM18 171H20V172H18ZM41 171V172H40ZM49 171H50V173H53L54 174V172L56 171V173H57V175H56V173L54 174V177L53 176H51V174L49 173ZM42 174L41 176L42 177H40V173ZM17 173H20L22 176H21V178H19L18 176H19V174H17ZM4 174V175H3ZM23 174H26V177H25V179H24V176H23ZM50 174V175H49ZM52 174V175H53ZM39 175V181H38V179H37V176ZM8 176V177H7ZM35 178L36 177V179H37V182L35 181L36 179H34L33 180V178ZM60 176H62V177H60ZM75 176V177H74ZM16 177L17 178H19V179H16ZM30 177L32 178V181L34 182H32L31 181V179H30ZM56 177V178H55ZM9 178V179H8ZM26 178H28L29 180H26ZM42 178V179H41ZM22 179V180H21ZM58 180V182H57V180ZM18 180V181H17ZM24 180V181H23ZM56 180V181H55ZM75 180V181H74ZM28 181H30L29 183H28ZM74 181V182H73ZM20 184H19V183ZM22 182H24L23 184H22ZM27 184H26V183ZM57 182V183H56ZM2 183H1V185H2ZM35 183H37L39 186H37V189H36V186L35 185H37V184H35ZM39 183H41V184H39ZM29 184H31V185H29ZM35 184V185H34ZM59 184V185H58ZM2 185V188L4 187ZM42 185L44 186V187H42ZM58 185V186H57ZM19 186V187H18ZM31 186H33V187H31ZM56 186V187H55ZM61 186V187H60ZM41 187H42V189H41ZM60 187V188H59ZM1 188V187H0ZM26 188H27V190H26ZM31 188L32 189H36L37 191H41V192H38L37 194H39V193H41V194H39V195H37L36 194V192H34V190L32 191L31 190ZM5 189V188H4ZM4 189H1L2 191L4 190ZM20 189V190H19ZM25 191H24V190ZM6 190H4L5 192H6ZM31 192H30V191ZM57 190V191H56ZM4 191L2 192V193H4ZM27 191V192H26ZM29 191V192H28ZM24 192V193H23ZM55 193V194H54ZM22 194H24V195H22ZM31 194V195H30ZM35 194H36V196H38V197H35ZM43 195V196H42ZM54 195V196H53ZM61 195V196H60ZM10 196V197H9ZM24 196V197H23ZM27 196V197H26ZM32 196V197H31ZM15 197V198H14ZM44 197V198H43ZM52 197V198H51ZM14 198V199H13ZM31 198H33L34 199V201H33V199H31ZM61 198H63V199H61ZM29 199V200H28ZM11 200V201H10ZM19 200V201H18ZM47 200V201H46ZM54 200V201H53ZM65 200V202H63ZM13 201V202H12ZM23 201V202H22ZM46 201V202H45ZM8 202V203H7ZM11 202V203H10ZM26 202H31L32 203V206H33V210H32V206L30 207V205H28L29 206V209L31 210V212L29 211V214L27 213V204H29V203H27V204H25L26 205V207H25V205H23L24 203H26ZM23 203V204H22ZM30 203V204H31ZM9 204V205H8ZM17 206H19L18 207V209H16L17 208ZM16 207V208H15ZM37 207V209H35ZM9 208V209H8ZM96 210H97V213H98V209H97V207H96ZM24 211V212H23ZM70 211L72 212L71 214H70ZM75 211H76V213H75ZM78 211V212H77ZM68 212V213H67ZM12 213V214H11ZM80 213V214H79ZM68 214V220H70V221H68L67 220V218H66V215ZM79 214V215H78ZM1 216V217H2ZM10 216H12L13 218H11ZM32 216V217H31ZM72 216H73V218H72ZM79 216H82L83 217V221H84V223H85V227H86V230H87V237H88V242H89V245H90V249H91V251H90V253H85V252H83L79 247H78V242L76 241V233H75V231H72V230H75V228H74V220L77 218V217H79ZM0 217V218H1ZM7 217V218H6ZM8 219V220H7ZM32 220H33V222H32ZM6 221H7V223H6ZM9 221V222H8ZM15 222V223H14ZM27 222H28V224H27ZM39 222V223H38ZM5 224L4 225V228L5 227H7V228H3V224ZM34 223V224H33ZM14 224H17V225H14ZM19 224V225H18ZM73 224V225H72ZM44 225V226H43ZM17 226V227H16ZM71 226H73V228L74 229H72V230H69V228H71ZM18 228V229H17ZM20 228V229H19ZM15 229H17V230H19V232H23L24 234H25V237H24V234H23V237H22V234L20 235L19 234V232H18V238L19 239H17V238H14L15 239V244H17V246L14 244H12L14 247H11V246H9V244H10V240H12V239H8L9 238V236H11V235H13L12 233H16V231H14ZM28 232V235H27V232ZM43 231V232H42ZM69 231H70V233H69ZM6 232V233H5ZM75 233V235L73 234V233ZM4 233V234H3ZM74 235H72V234ZM3 234V235H2ZM7 234V236H8V238H6L5 237V235ZM17 234V233H16ZM16 234H14V236L16 235ZM71 235H72V237H71ZM28 236V237H27ZM55 236H57V237H55ZM21 237V238H20ZM32 237H33V239H32ZM35 237V238H34ZM41 237V238H40ZM59 237V238H58ZM4 238H6V239H8V240H5ZM11 238V237H10ZM23 238V240H21ZM44 238V239H43ZM53 238H55L54 239V241H53ZM57 238V239H56ZM3 239V240H2ZM30 239H32V241L33 242H35L36 240H37V243H46V242H49L50 244L49 245H51L50 246V248H48V250H47V248H45L44 250H45V252L46 253H44V250L43 249H41V248H36V250H35V247H36V245H37V243L35 242L34 244H32V242H30ZM17 240V241H16ZM27 240H28V242H30V248H28V246H26V243H27ZM51 240V241H50ZM56 240V241H55ZM58 240H59V242H58ZM4 241H8L9 242V244H7L6 242H4ZM12 241H14V240H12ZM24 241H26V243L24 242ZM57 242V243H56ZM25 245H24V244ZM52 243V244H51ZM23 244V245H22ZM28 244V243H27ZM36 244V245H35ZM5 245H8L7 247L5 246ZM31 245H35L34 247H32ZM15 246H16V249H15ZM21 247L22 248V250H21V248H19V247ZM26 246V247H25ZM12 249H11V248ZM55 247H57V248H55ZM76 247H78V248H76ZM15 250H14V249ZM54 248V249H53ZM24 249V250H23ZM27 249L29 250V252H27ZM76 249V250H75ZM1 250H3V251H1ZM6 250V251H5ZM34 250L36 251V252H34ZM12 252L11 253V255H10V253H9V256H6V257H8L7 259H4L5 258V255H7L8 254V252ZM16 253H15V252ZM77 251H79V253H83V254H80V257L78 258L77 257V255L79 254V253H77ZM7 252V253H6ZM23 252V253H22ZM4 253H5V255H4ZM14 253V254H13ZM28 253V254H27ZM34 253V254H33ZM76 253V254H75ZM12 254H13V256H12ZM22 254V255H21ZM75 255V256H73V255ZM57 257H56V256ZM88 255V256H87ZM10 256H11V258H10ZM47 256V257H48ZM79 256V255H78ZM13 257V258H12ZM76 257H77V259H76ZM84 258V260L82 261V259ZM85 257H86V259H85ZM89 257V258H88ZM34 258V259H33ZM35 258H37V259H35ZM70 258H72V259H70ZM10 259V260H9ZM12 259V260H11ZM33 259V260H32ZM70 259V260H69ZM73 259H74V261H73ZM77 261H76V260ZM79 259H80V261H79ZM5 260H6V262H5ZM48 262H47V261ZM57 260V261H56ZM69 260V261H68ZM72 260V261H71ZM88 260V261H87ZM110 260V259H109ZM66 261V262H65ZM79 261V262H78ZM27 262H28V260H23V262H22V264H27ZM31 262V263H32ZM37 264H38V262L37 261H35ZM69 262V263H68ZM78 262V263H77ZM4 263H2V264H4ZM34 263V262H33ZM110 263H111V261H110ZM9 264V263H8ZM11 264V263H10ZM28 264H30V263H28ZM58 264V263H57Z\"/></svg>", "mask_w": 264, "mask_h": 264}, {"label": "built area", "instance_id": "2783aa9c", "mask_svg": "<svg viewBox=\"0 0 264 264\" xmlns=\"http://www.w3.org/2000/svg\"><path fill=\"white\" fill-rule=\"evenodd\" d=\"M63 0H45L44 10L47 20V43L50 51L54 92L53 99L58 107L62 128L66 137L73 169L81 196V207L90 234V241L95 253L97 264H110L109 257L103 246L102 236L99 232L97 210L90 191L83 177L78 148L77 136L74 129L73 117L66 96L62 75V43L60 35V7Z\"/></svg>", "mask_w": 264, "mask_h": 264}, {"label": "crops", "instance_id": "0c3cea01", "mask_svg": "<svg viewBox=\"0 0 264 264\" xmlns=\"http://www.w3.org/2000/svg\"><path fill=\"white\" fill-rule=\"evenodd\" d=\"M240 18H241V17H240ZM241 23H242V27H243V28H246V27L244 26V24H243V21H242V19H241Z\"/></svg>", "mask_w": 264, "mask_h": 264}]
</instances>
